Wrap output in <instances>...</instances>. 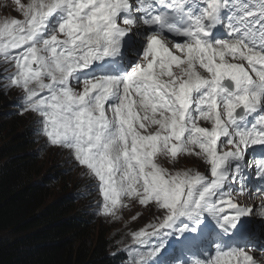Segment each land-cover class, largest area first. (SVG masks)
I'll return each mask as SVG.
<instances>
[{"label": "snow or ice", "instance_id": "1", "mask_svg": "<svg viewBox=\"0 0 264 264\" xmlns=\"http://www.w3.org/2000/svg\"><path fill=\"white\" fill-rule=\"evenodd\" d=\"M14 3L0 61L20 114L96 181L101 214L160 213L126 264H260L264 0ZM192 156L205 171L176 167Z\"/></svg>", "mask_w": 264, "mask_h": 264}, {"label": "trees", "instance_id": "2", "mask_svg": "<svg viewBox=\"0 0 264 264\" xmlns=\"http://www.w3.org/2000/svg\"><path fill=\"white\" fill-rule=\"evenodd\" d=\"M3 100L0 92V108ZM21 123L16 115L0 119V264H118L107 234L77 209L73 189L56 191L43 174Z\"/></svg>", "mask_w": 264, "mask_h": 264}, {"label": "rangeland", "instance_id": "3", "mask_svg": "<svg viewBox=\"0 0 264 264\" xmlns=\"http://www.w3.org/2000/svg\"><path fill=\"white\" fill-rule=\"evenodd\" d=\"M5 68H9L8 73L13 71V68L9 65H6ZM17 90L19 91V96L16 99L23 96L22 90L18 88ZM14 109H17V107H15ZM14 109H9V107L6 106V102H4L3 100V102L1 103V108H0V119H10L12 112L15 111ZM15 113L18 114L19 112H15ZM24 115H25L24 117L25 119L24 121H22L21 124L26 127L30 125V121L28 119H30L31 121H34L35 130L33 133L34 134L36 133V138H38L40 134H38L37 132L38 125L36 124V121L38 120L39 117L36 116L35 114L33 116V114L31 113H26ZM35 142H37V140H35ZM41 142L43 141H40V144H39L40 146L38 148L39 149L38 160H39V165L43 166V174L48 173L50 170L56 173H60L59 178H56V180L53 182V187L55 188L56 191L58 187H60V189L62 190L68 187L69 183L71 182L70 180L73 181L75 180V178L78 179L77 176L81 177L79 181V183L81 184L86 185L88 184V182H93L87 175H84L85 169L77 166L76 161L74 159L72 160L70 156L67 154V152L64 151V149L59 148V147L55 148L50 145L43 146ZM58 156L61 160H67V162L69 163V172H64L63 170H67V169L63 168V166H60L58 164V159H57ZM64 182H65V186H62ZM89 187L91 188L93 187V185L89 184ZM92 195H94L93 192H92ZM82 203H84V201L79 202L78 203L79 206ZM97 207H98L97 205H94V208L96 209V211H97ZM92 209H93V206H92ZM144 212L146 211L144 210ZM122 214H123L122 211H118L117 215L113 217V216L103 215L99 211V213H97L98 218H96V223L95 225L92 226V228L95 229L96 233L102 232L103 234H105L107 232L109 240L113 243H117L114 245H120L126 249L129 246H134L132 242V237H131V233L137 231L135 230L136 228L133 227L134 224L137 223L138 221H142V219L147 218L148 216L152 214V212L149 213L148 211V213H145L143 215V211H142V213H138L139 215L133 214L130 217L128 216L127 218H124L125 216L123 217L124 214L123 215ZM136 216H139V218L137 219V221L136 220L133 221V217H136ZM148 222L145 224H148Z\"/></svg>", "mask_w": 264, "mask_h": 264}]
</instances>
